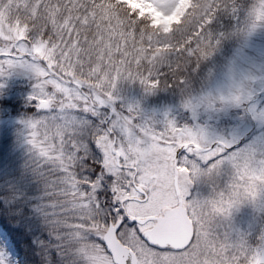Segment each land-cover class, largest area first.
<instances>
[{
  "label": "snow or ice",
  "instance_id": "6c2138e0",
  "mask_svg": "<svg viewBox=\"0 0 264 264\" xmlns=\"http://www.w3.org/2000/svg\"><path fill=\"white\" fill-rule=\"evenodd\" d=\"M45 7L54 16L55 6ZM258 7L264 8V0L255 4L218 0L203 12L188 9L187 25L182 19L168 33L169 44L175 45L170 57L186 58L187 68L196 66L193 57L199 56L201 44L215 47L223 35L219 29L240 24ZM138 29L136 25L133 31ZM50 31L45 26L42 32L25 29L12 35L11 28L0 29V77L20 67L33 81L27 96L30 111L20 122L26 130L32 175L42 189L29 207L36 231H47L60 242L61 264H97L72 243L77 232L87 233L111 257L112 248L99 234L107 229L134 250L123 264H264V225L253 242L251 232L232 223L242 204L251 203L264 212V142L241 145L243 137L214 132L199 122L201 107L212 113L236 106L264 124V102L257 103L248 78L241 74L238 85L227 92L182 95L191 121L181 122L170 108L149 111L145 100L162 88L185 91L186 69L171 71L170 64L152 68L145 63L142 71H133L129 63L123 72L116 69L119 79L97 88L69 74L63 48L48 38ZM120 80L138 82L143 94L126 96ZM224 173L227 179L217 187L215 181ZM201 180L212 183L207 196L193 194V186ZM172 201L190 220L181 233L186 242L179 245L158 242L145 230L150 221L164 218V207ZM97 219L104 229L82 227ZM66 239L68 244L63 243ZM0 264H11L3 251Z\"/></svg>",
  "mask_w": 264,
  "mask_h": 264
},
{
  "label": "rangeland",
  "instance_id": "374dc122",
  "mask_svg": "<svg viewBox=\"0 0 264 264\" xmlns=\"http://www.w3.org/2000/svg\"><path fill=\"white\" fill-rule=\"evenodd\" d=\"M116 1H120L125 7L128 6L129 8H132V10H135L140 16L144 15L149 17V25L157 27L164 33H169L174 29L177 23L182 21V19L187 21V19H185V13L188 9L194 8L195 5L199 4V0ZM29 2L37 5L42 2V4L57 6L52 0H0V7L4 10L6 15L3 16L1 14L2 12L0 13V29L6 30L11 28L12 35H16L18 32L23 33L25 29L29 31L31 28L35 32H42V30L36 28V23L34 22L35 16L32 14L35 9L32 4L28 6ZM216 2H218V0H208L205 3L204 8L206 9L209 4ZM231 2H235V0H231ZM252 2L255 4L258 0H252ZM132 10L131 12H133ZM7 11H15L16 13H12L9 19H7ZM78 11L79 10L77 9L76 11L73 9L69 14ZM111 14L112 13L109 9L104 12L106 17ZM111 18L112 17H109L108 19L111 20ZM53 20L54 19H51V21ZM66 21L67 27H65V21V25H61L60 22H62V20L58 23L54 20V25L50 26L51 31L49 32L48 38L57 41V43L63 48V59L69 66V74L76 76L79 81H83L84 83L97 88L108 84L110 80L115 81L119 79V73L116 69L123 72L128 68L129 63H131L132 69H134L133 71H142L143 69L136 68V66H145V63H147L151 67H154L157 60H163L170 56L168 54L169 50H175V45H170L168 42L171 38L168 39V37H164L156 39L152 46L145 45L141 47L139 46V48L138 46H135L133 49L134 55L130 56L128 55L130 51L127 50L130 44L126 45L125 48L119 49L118 46L117 48L114 45L115 38L110 36L105 40L104 45L100 47L99 53L92 48H89L83 54H80L78 51L80 42L76 37V31L71 35V30L75 24L76 18L67 17ZM24 23L28 24L25 25ZM186 25L187 23L185 26ZM218 31L223 33L220 37V42L215 44V41H213L215 44V47L213 48H209L207 42L201 44V51H204L203 55H201L203 58L199 60L198 57H193V61L197 62L196 66L187 68V60L184 59L182 69H186L185 76L189 79L187 89L182 91L176 88H162L161 91L149 95L145 100V106L149 111L156 109L158 112H162L164 109L170 108L172 114L181 122L191 121L190 112L182 107V95H200L209 90L213 92L218 90L227 92L234 85H238L241 74L247 77L250 81L249 86L255 92L257 103L264 102V8L258 7L250 16L242 17L240 24L237 25L234 22L231 26L226 25ZM100 38H102V35H100ZM158 40L164 41V43L156 44V41ZM129 42H132V40ZM64 45H66V47ZM118 50L124 51L125 55L116 57L115 53ZM106 51H109V53ZM153 51L155 52V55H152ZM83 55L84 57H88L92 62L83 63ZM95 57H98V59H94ZM102 59L108 60L107 63H109V60L112 61L113 66L110 64L108 66L106 65L107 70H102L99 68L101 63H105L99 62ZM230 69H234V72L230 71ZM10 72L11 74L8 76L0 77V96L4 94L7 98L9 97L8 99L11 100L15 106L18 96L20 98L19 102H21L18 104L19 107L30 108L27 103V96L31 91L32 79L26 74V69L20 67L10 69ZM120 83L123 86L124 94L130 98L139 97L143 94L142 88L138 82L128 80L125 84L123 80H120ZM6 111L7 107L0 105V116L1 114L3 116L0 120V146H2L0 148H3L2 150L4 153L6 152L2 138L12 130L10 137H8V139L11 138V140L6 146L14 148L15 153L13 156L23 154V146L25 148V145H27L25 143V132L23 133L21 129L12 128L13 126L10 122H17L18 119L15 118L16 116L14 115L9 117L10 120H8V118H6L7 116H4ZM199 122L207 123L214 132H219L225 135L235 133L238 139L243 137L242 139H239L241 145L248 142H264V124L260 123L258 118L245 114V110L241 107L229 106L220 112L212 113L201 107L199 110ZM3 132L7 133L3 134ZM26 151H28V145ZM27 155L31 156V153H27ZM226 179L227 173L222 174L216 179V186L223 187ZM211 190L212 183L206 180L197 182L192 189L194 195L199 194L202 196L209 195ZM174 203L175 201H172L169 204L171 205ZM4 206L6 211V208L10 206L8 201L4 202ZM1 209L4 210V208ZM134 211L141 212L140 209H134ZM141 215L143 217L142 213ZM90 218L91 217H89V219ZM21 222L22 221L18 222L19 224L17 228L21 233H24ZM220 223L225 224L224 221H220ZM232 223L239 230L251 232L253 242H255L256 235L259 233L261 226L264 225V212L256 209L251 203L242 204L234 211ZM149 225L150 223L145 225V229L149 227ZM82 227L97 231L98 229H104L105 225L102 220L97 219L93 221L92 224H84ZM60 231L64 232L67 230L62 228ZM106 231L107 230L101 231L99 234L104 237ZM218 231L222 233L224 229L221 228ZM0 237L4 238L3 241H0V251H3L11 260V264H28L27 258L33 256L21 252L16 240L12 241L7 230L2 227L1 220ZM37 237H40V239L36 238L38 246L41 244V240H43L44 243L41 245L51 248L50 252L46 254L48 258H50L52 254H55L54 260L52 261V259H49L47 264H61L63 249L60 246V242L50 237L48 232L42 229ZM6 241H10V243ZM63 243L68 244L69 240L66 239ZM72 243H78L80 250L84 252L85 256L95 259L97 264H113L114 262L112 256L109 257L103 251L99 243L94 239L87 238V233L85 232L75 233V239ZM125 244L129 245L128 243ZM137 247H139V245H137ZM58 252L60 255H58ZM30 253H32V251Z\"/></svg>",
  "mask_w": 264,
  "mask_h": 264
},
{
  "label": "trees",
  "instance_id": "16d2710c",
  "mask_svg": "<svg viewBox=\"0 0 264 264\" xmlns=\"http://www.w3.org/2000/svg\"><path fill=\"white\" fill-rule=\"evenodd\" d=\"M36 1V0H35ZM41 1V0H40ZM57 6L55 7L54 16H49V10L45 7L46 4H42V2L37 4L28 3V6L32 4L35 9L32 14L34 17V22L36 23V28L43 30L45 26L49 27L53 26V21L60 22V24H64L66 22L67 27V17L76 18L75 24L72 27L71 35L74 31H76L77 39H79L78 51L80 54H83L89 48H92L96 52H100V47L104 45L105 40L110 36L115 38V46L121 48H125L126 45L130 44L127 50L130 51L128 55L133 56V49L135 46H152L155 43L156 39L169 37L168 33H164L159 30L157 27L149 25L150 18L144 15L140 16L137 14L135 10L125 7L123 3L116 0H52ZM208 0H199V4L195 5V7L200 8V11L203 12L205 10V3ZM87 6V14H85ZM1 8V7H0ZM73 9L79 10L76 13L69 14ZM111 11V15L106 17L104 12L107 10ZM131 10L133 12H131ZM2 12V13H1ZM0 13L3 16L5 15L4 10L1 8ZM12 13H16L15 11H7L8 18ZM132 13H136V17L132 18ZM105 17V18H104ZM112 17L111 20L108 18ZM140 17H143V20H140ZM6 18V17H5ZM132 18V24H128V20ZM51 19H54L51 21ZM182 22V21H181ZM181 22L175 25L174 29L177 28ZM29 23V21H28ZM28 23H24L27 25ZM31 23V22H30ZM186 24L187 21L184 20ZM32 24V23H31ZM59 24V25H60ZM65 25V24H64ZM115 25V26H114ZM136 25H139V29L133 31ZM67 29V28H66ZM30 32L34 31L29 30ZM62 31V30H61ZM102 35V38H100ZM104 37V39H103ZM177 38L180 37V34L177 33ZM132 42H129L131 41ZM148 41H152L151 44ZM117 47V48H118ZM173 50H169L168 54ZM109 53V51H106ZM204 51H201L198 58L201 60L203 58ZM92 55V54H91ZM116 57L124 56L125 52L118 50L115 53ZM94 59H98L95 57ZM186 58H182L180 56H169L163 60H157L156 65L152 68H157L161 64H170L172 71L180 68L182 69V63ZM112 60V59H111ZM92 62L88 57H84L83 55V63ZM100 67L102 70H107L106 65L109 64L113 66V62L109 60H100ZM116 63V62H115ZM87 66V65H86ZM82 67V66H81ZM95 68V67H94ZM93 68V69H94ZM136 68L144 69V66H136ZM84 70V69H82ZM134 70V69H132ZM24 92V91H23ZM23 96V93H22ZM9 98V97H8ZM4 94L0 96V105L7 107V111L5 113V117L10 120L9 117L16 116L18 119L17 122H10L13 126L12 128L21 129L22 132H25L23 124L20 122V119L24 117L29 112V107H19L20 98L17 96L16 106L15 104L9 100ZM22 101V100H21ZM15 106V107H12ZM11 107V108H10ZM29 108V109H27ZM3 118L2 114L0 116V120ZM8 126V125H6ZM12 130H10L11 132ZM11 138L4 141L2 140L4 145H7L10 142ZM2 147V146H0ZM9 148L14 151L13 147L6 148V151ZM3 148H0V220L2 223V227L7 230L11 240H16L19 249L22 253L32 255L33 257L27 258L28 264H47L49 259L54 260V255L52 254L50 258L47 257L46 254L50 252L51 248H48L45 245L37 244L36 238L40 231H36L37 222L31 216V209L29 207L30 202H34V198L37 196L40 189H42V185L37 183V178L32 175V157L27 155L29 152H24L23 154L15 155L10 152H3ZM10 153V154H8ZM26 154V155H25ZM24 155V156H23ZM8 201L10 204L9 207L6 208L4 202ZM1 208H4L2 210ZM22 221L24 233L18 230V222ZM47 241V240H45ZM38 247V249H37ZM29 248V250H28ZM32 251V253H30Z\"/></svg>",
  "mask_w": 264,
  "mask_h": 264
},
{
  "label": "water",
  "instance_id": "95a60500",
  "mask_svg": "<svg viewBox=\"0 0 264 264\" xmlns=\"http://www.w3.org/2000/svg\"><path fill=\"white\" fill-rule=\"evenodd\" d=\"M178 208L179 206L167 209L164 218L151 229L146 230L154 240L176 245L186 242L181 239V233L184 226H190V220L184 216L183 212H178ZM104 239L108 241L109 246L112 248V257L117 264H123L128 255L134 251L115 236L113 229L106 231Z\"/></svg>",
  "mask_w": 264,
  "mask_h": 264
},
{
  "label": "flooded vegetation",
  "instance_id": "af4514ba",
  "mask_svg": "<svg viewBox=\"0 0 264 264\" xmlns=\"http://www.w3.org/2000/svg\"><path fill=\"white\" fill-rule=\"evenodd\" d=\"M177 206H179V205H177L176 203H174V204H168V205H166L165 207H164V213H165V211L167 210V209H171V208H174V207H177ZM149 215H153V214H149ZM143 218V217H142ZM150 223V225H149V227H147L145 230H147V229H150V228H152L154 225H155V223H152L151 221L149 222Z\"/></svg>",
  "mask_w": 264,
  "mask_h": 264
}]
</instances>
